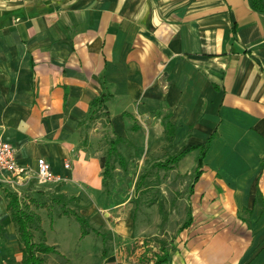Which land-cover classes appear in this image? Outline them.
Segmentation results:
<instances>
[{
    "label": "crops",
    "instance_id": "crops-1",
    "mask_svg": "<svg viewBox=\"0 0 264 264\" xmlns=\"http://www.w3.org/2000/svg\"><path fill=\"white\" fill-rule=\"evenodd\" d=\"M102 95L106 110L90 119ZM143 129L148 143L177 149L166 159L186 152L167 169L186 176L198 161L184 158L210 143L188 195L192 224L170 237L162 264H263L264 9L251 0H0V135L19 164L35 172L42 158L61 178L2 187L20 197L78 198L90 223L110 231L107 242L94 233L90 243L81 232L67 238L58 224L71 218L32 206L58 251L47 264H67L66 255L94 241L107 250L100 264H126L122 254L147 243L140 234L149 218L127 216L131 197L119 183L106 187L101 164L107 141L123 139L126 160ZM0 222V264H21L2 194Z\"/></svg>",
    "mask_w": 264,
    "mask_h": 264
},
{
    "label": "rangeland",
    "instance_id": "rangeland-1",
    "mask_svg": "<svg viewBox=\"0 0 264 264\" xmlns=\"http://www.w3.org/2000/svg\"><path fill=\"white\" fill-rule=\"evenodd\" d=\"M153 128L152 125H150ZM156 127V126H155ZM154 127V128H155ZM158 132V135H161V128L154 129ZM148 132L147 129H143L142 136L136 139L137 144H134V147L127 148L123 153H125L127 168L123 169L120 164H116L117 169H120L119 175L114 179L109 180V185L111 184H121L126 189L124 195L126 196V201L130 198V204L127 206L126 214L131 218L145 215L149 220L151 228L147 229L146 232L141 233V237H145L140 244V249L138 245L133 243L129 249V253L124 252L122 255L126 256V264H149L150 262L154 263L156 261V254L161 250L158 249L160 246L158 244L165 243L167 244V249H170L169 241L170 237H175L176 232H178L180 226L187 219V205H188V195L190 192V187L194 180L195 172L197 168L191 171L192 174L184 175L179 171H169L158 169L152 164L156 161H164L169 154L177 152V149H174L173 146L167 143H159L153 145L148 143ZM154 141V139H151ZM151 141V142H152ZM108 141L103 145V155H107V150L109 148ZM204 146L199 147L200 152ZM199 152L192 153L189 157H185L184 161L191 160L194 165L197 164ZM133 157V158H129ZM179 173V174H178ZM38 185H47L49 183L41 184L38 183L37 179L35 180ZM150 186L151 192H145V187ZM140 189V190H139ZM5 190H11L10 188L0 186V194L5 197ZM133 196V197H132ZM20 197V196H19ZM32 197V196H31ZM41 198V197H40ZM20 199L24 202L35 200L39 201L41 209L44 211V214L47 215V212L51 215L56 216L57 213L62 212V206L56 203L51 198H35V197H26L23 195ZM155 202L151 203V202ZM62 202H67L68 206L66 209L75 210L79 214H84L81 212L80 207L78 206L77 201L74 199L69 200L67 197L62 198ZM162 203L164 208V213L160 214L159 204ZM53 210V211H52ZM107 213V212H106ZM103 215V214H102ZM107 217L109 214H105ZM71 218V225H65L63 223H68L66 220H62L58 226V232L60 235H65L64 237L72 238L74 235L82 232L81 226L78 221L73 217ZM73 223V224H72ZM95 224H91V227L94 229ZM97 231L100 233L98 235L101 239L104 236L108 238L109 235V226L105 225L103 227L95 225ZM46 228H49L48 224ZM146 227H142V230H146ZM167 229V235L165 238H160V233ZM48 234L47 238L51 241L57 238V231H51V229H46ZM91 233L96 234V231H91ZM90 233V234H91ZM104 235V236H103ZM139 235V234H137ZM40 237V235L38 234ZM88 236V235H87ZM97 236V234H96ZM148 237V238H146ZM92 237L88 236L87 243H90ZM110 243V242H109ZM64 248H67L68 245L66 242L63 243ZM161 245V244H160ZM77 247V246H76ZM86 250L84 246L82 248H77L73 252L72 256L66 255L67 264H100L104 255L101 254L96 248V242L87 246ZM105 248H103L104 250ZM68 250V249H67ZM84 251L90 252L91 254L83 255ZM155 251V252H154ZM157 251V252H156ZM103 252V251H102ZM100 253V254H99ZM75 254V255H74ZM124 257V256H123ZM58 260L61 259V256L57 255ZM48 262V259H47Z\"/></svg>",
    "mask_w": 264,
    "mask_h": 264
},
{
    "label": "trees",
    "instance_id": "trees-1",
    "mask_svg": "<svg viewBox=\"0 0 264 264\" xmlns=\"http://www.w3.org/2000/svg\"><path fill=\"white\" fill-rule=\"evenodd\" d=\"M252 5L259 9H264V6L261 5L260 0H251ZM107 95H102L96 99H94L91 103L92 112L91 118L98 117L102 110L105 109V102L107 100ZM106 115V114H105ZM108 116V115H106ZM168 133L170 135V139L173 136V127L168 123ZM124 140H110V147L106 157H102L101 164L104 168L103 176L106 182V187L109 185V180L112 178V170L114 169V164L119 162L120 166L123 169L127 168V161L125 160L122 154L118 153V145L122 143ZM209 144H206L199 156L198 160V168L195 172L193 183H195L200 176V168L203 165L204 156L209 148ZM198 147H191L189 150L197 149ZM186 152H180L174 156L169 157L165 161L156 162L153 164L154 167L158 169L167 170L178 163V161L185 155ZM140 190V189H139ZM259 200L264 205V199L258 192ZM64 196H60L58 199H53L56 203L61 205L62 212L60 215H64L67 217L75 218L81 226L82 232L81 236L85 237L91 233V231H96L97 235L100 233L91 227V223L88 218L79 214L75 210L66 209L68 206L67 202H62V198ZM5 199H6V208L10 215L11 221L15 228V231L18 235V243L20 246V250L22 252V260L21 264H47V258L50 254H58V251L55 246H50L46 241V234L41 225V217L40 215L32 209V206L36 209H40L41 205L39 201L32 200L28 202H24L20 199L18 193L12 190H5ZM163 204H159L160 214L164 213ZM248 212V211H246ZM192 213L191 209H187V219L181 225L180 230H184L192 224ZM6 232L4 225L0 222V235L2 236ZM40 235V237L38 236ZM104 236V235H103ZM104 242H107V237H103ZM161 244V250L156 254V261L152 264H162L167 261L168 251L167 244L165 241ZM107 250H103V254H106ZM264 264V263H263Z\"/></svg>",
    "mask_w": 264,
    "mask_h": 264
},
{
    "label": "built area",
    "instance_id": "built-area-1",
    "mask_svg": "<svg viewBox=\"0 0 264 264\" xmlns=\"http://www.w3.org/2000/svg\"><path fill=\"white\" fill-rule=\"evenodd\" d=\"M34 173V174H33ZM34 177L38 183H54L61 178L56 176L45 159H39L37 170L32 172L29 168L19 164L13 145L0 135V185L16 188L21 179Z\"/></svg>",
    "mask_w": 264,
    "mask_h": 264
}]
</instances>
